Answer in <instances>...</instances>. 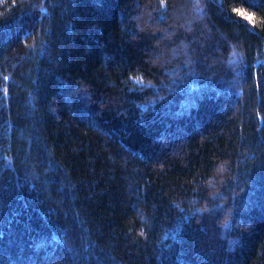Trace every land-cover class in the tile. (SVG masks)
<instances>
[{
    "label": "trees",
    "instance_id": "obj_1",
    "mask_svg": "<svg viewBox=\"0 0 264 264\" xmlns=\"http://www.w3.org/2000/svg\"><path fill=\"white\" fill-rule=\"evenodd\" d=\"M0 264H264V0H0Z\"/></svg>",
    "mask_w": 264,
    "mask_h": 264
}]
</instances>
